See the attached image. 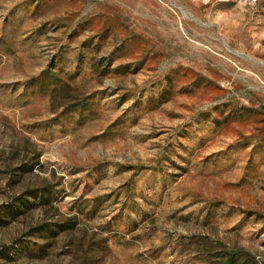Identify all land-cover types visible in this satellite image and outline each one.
I'll list each match as a JSON object with an SVG mask.
<instances>
[{
    "label": "rangeland",
    "instance_id": "1",
    "mask_svg": "<svg viewBox=\"0 0 264 264\" xmlns=\"http://www.w3.org/2000/svg\"><path fill=\"white\" fill-rule=\"evenodd\" d=\"M225 250L264 264V0H0V264Z\"/></svg>",
    "mask_w": 264,
    "mask_h": 264
},
{
    "label": "trees",
    "instance_id": "2",
    "mask_svg": "<svg viewBox=\"0 0 264 264\" xmlns=\"http://www.w3.org/2000/svg\"><path fill=\"white\" fill-rule=\"evenodd\" d=\"M73 106H88L87 100L83 102H75ZM77 109V108H76ZM32 193H30L31 195ZM47 195H49V191L47 189H43L41 194L39 195L40 200H44ZM24 202V200H23ZM220 264H255V259L251 257V255L244 251H231L225 250L221 253L219 257Z\"/></svg>",
    "mask_w": 264,
    "mask_h": 264
}]
</instances>
